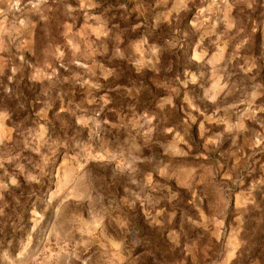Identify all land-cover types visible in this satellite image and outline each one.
Returning a JSON list of instances; mask_svg holds the SVG:
<instances>
[{"label":"rangeland","instance_id":"rangeland-1","mask_svg":"<svg viewBox=\"0 0 264 264\" xmlns=\"http://www.w3.org/2000/svg\"><path fill=\"white\" fill-rule=\"evenodd\" d=\"M0 264H264V0H0Z\"/></svg>","mask_w":264,"mask_h":264}]
</instances>
